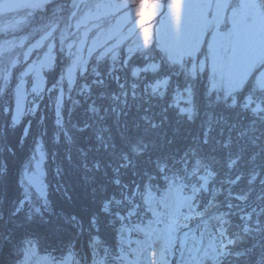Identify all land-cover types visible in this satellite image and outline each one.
<instances>
[{"label":"snow or ice","instance_id":"1","mask_svg":"<svg viewBox=\"0 0 264 264\" xmlns=\"http://www.w3.org/2000/svg\"><path fill=\"white\" fill-rule=\"evenodd\" d=\"M0 264H264V0H0Z\"/></svg>","mask_w":264,"mask_h":264},{"label":"trees","instance_id":"2","mask_svg":"<svg viewBox=\"0 0 264 264\" xmlns=\"http://www.w3.org/2000/svg\"><path fill=\"white\" fill-rule=\"evenodd\" d=\"M21 133L22 129L18 128L10 135V139L13 144L16 143ZM49 180H51L53 185H55L56 181L52 178L51 175L49 176ZM62 182L65 183L66 186L70 187V189L72 190V194L74 195V199L79 200L84 198L85 193L83 187L81 186L82 179L78 174L66 173ZM52 198L58 199L59 194L53 191Z\"/></svg>","mask_w":264,"mask_h":264}]
</instances>
